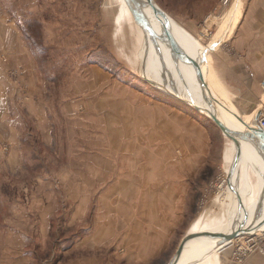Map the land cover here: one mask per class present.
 Returning <instances> with one entry per match:
<instances>
[{"label": "rangeland", "instance_id": "obj_1", "mask_svg": "<svg viewBox=\"0 0 264 264\" xmlns=\"http://www.w3.org/2000/svg\"><path fill=\"white\" fill-rule=\"evenodd\" d=\"M118 1L117 19L133 16L125 0H0V264H167L187 233L250 217L264 194L240 146L242 214L229 217L236 144L143 77L148 30L117 26ZM155 1L186 19L200 4ZM234 2L198 15V49Z\"/></svg>", "mask_w": 264, "mask_h": 264}, {"label": "crops", "instance_id": "obj_2", "mask_svg": "<svg viewBox=\"0 0 264 264\" xmlns=\"http://www.w3.org/2000/svg\"><path fill=\"white\" fill-rule=\"evenodd\" d=\"M121 1L127 6L125 4L127 1ZM199 2L200 4L196 7V10L188 12L189 19L181 15L182 12L176 13L178 18L159 6L195 36L199 37L200 28L198 24L200 22L198 21H201V19L198 15L200 13L206 15L207 11L216 9L217 7H214L217 4L220 5V0H199ZM117 3L114 14L110 11L113 14L115 24L121 27L123 22L128 21L127 28L129 30H135L136 28V34L141 40L140 31L137 29L138 24L133 14L131 16L128 12L121 20L117 19L121 7L119 1ZM235 3L237 4L234 6ZM234 4L230 5L225 15L223 14L212 36L206 37V43L202 44L200 50H205V54L200 61V70L209 88L205 90L207 100L216 109L239 124H243L246 121L253 122L257 112H264V86L261 84V81L264 80V0H235ZM17 6L20 7V3H17ZM233 9L235 13H233ZM230 10V15L233 14L223 21ZM17 22L13 19L20 40V27ZM211 22L208 25H213ZM197 79L200 84L199 76ZM211 99H215L216 102ZM250 134L253 135L252 132ZM230 146L231 151H233V143ZM233 180L236 181L235 183L240 190V169L234 174ZM226 194L229 197V217L240 216L242 213L235 195L230 189L229 193ZM260 203L261 192L251 212L252 215L258 210ZM208 221L216 224L222 223V220L216 216L209 218ZM12 224L8 225V229L13 232L12 234L15 230L19 232V224H16V228ZM1 227L2 224H0V229ZM17 237L20 236L17 235ZM7 243L9 244L8 241ZM11 244H15L14 239L11 240ZM227 248L229 247L225 246L220 249L214 248L199 252L192 261L187 262L188 259H186L183 264H238L231 258V251ZM263 261L264 256L256 252L241 264H262ZM13 264H20L19 259L17 258L15 263L13 260ZM36 264H41V262L37 259Z\"/></svg>", "mask_w": 264, "mask_h": 264}, {"label": "bare ground", "instance_id": "obj_3", "mask_svg": "<svg viewBox=\"0 0 264 264\" xmlns=\"http://www.w3.org/2000/svg\"><path fill=\"white\" fill-rule=\"evenodd\" d=\"M129 3L145 21L149 35V46L146 53V60L143 65L140 66L143 77L151 80L155 79L156 81L153 80L155 83L154 85L168 87L171 91L202 107V113L210 114L212 112L228 126L235 129L240 141V146L251 153L253 164L257 171L263 174L264 182V136L260 135V137L255 138L250 134L251 131H257L256 128L253 127L255 120L253 122L246 121L243 124H239L222 111L216 109L205 97L202 85L198 82V72L195 69L192 59H184L171 53L162 21L156 17L147 1L130 0ZM167 15L173 35L176 37L181 47L188 52L190 57H194L200 66V61L205 54V50L198 49L197 40L194 35L172 16L169 14ZM140 21L142 22L141 19ZM211 100L216 102L215 99ZM235 159L236 156L234 157L233 162ZM263 228L264 194H261L259 208L252 216L241 220L234 219L228 222L217 224L212 223L208 227L202 228L196 232L211 230L228 233L231 230H243L246 233L260 231ZM238 238H240V236L232 238L231 242L228 245H225L220 242V238L211 237L209 235L193 236L184 244L182 253L176 264H183L186 259L195 255V253L197 254L212 247L220 249L225 246L233 245Z\"/></svg>", "mask_w": 264, "mask_h": 264}, {"label": "water", "instance_id": "obj_4", "mask_svg": "<svg viewBox=\"0 0 264 264\" xmlns=\"http://www.w3.org/2000/svg\"><path fill=\"white\" fill-rule=\"evenodd\" d=\"M128 2H130V0H127ZM147 3L151 6L152 11L154 12V14L156 15V17H158L163 24L164 27V31H165V35L168 39L169 45H170V50L171 53L174 55H177L181 58H191L193 61V64L195 66L196 71L198 72V76L202 85V90L205 94V90L209 89L207 82L204 79V76L202 75V72L200 70V66L198 64V62H196L194 57H190V55L188 54V52L181 47L180 43L178 42V40L176 39V37L173 35L172 31H171V27H170V23H169V18L167 13L157 4V2L155 0H146ZM130 7L132 8L131 10L133 11V15L136 18V20L138 22H140V19L142 20L141 16L138 14V12L136 13V9L132 7L131 4H129ZM143 21V20H142ZM149 82L154 83L153 80L146 78ZM161 89L164 91H167L170 95H172L173 97H175L176 99H179L182 102H187L190 105H192L195 109L199 110L200 112H202V107L196 105L193 101H190L180 95H178L177 93L171 91L170 89H168V87L165 86H161ZM205 97L207 98V95H205ZM210 113V112H209ZM206 116H208L222 131L223 133L229 137L230 139H232L234 141V143L236 144V159L233 162V164H231L230 169L228 170L227 174H228V188L232 191H234V193L236 195H238V199L239 202L242 203V199L240 198L239 194H237V189L234 187V185L231 184V180H230V175L232 174V171L234 169L238 168V163L237 160L241 155V149H240V141L237 137V131L235 129H233L232 127L228 126L224 121H222L217 115H215L214 113H210V114H206ZM257 131L261 133V135L264 136V129L257 127ZM245 231H238V230H231L230 232L226 233V232H216V231H211V230H207V231H200V232H190L187 233L183 239L181 240V242L179 243L177 249L175 250L173 256L171 257V259L169 260V262L167 264H176V262L178 261L184 244L186 243V241L188 239H190L193 236L196 235H209L211 237H215V238H220L219 240H221L220 242H222V244L228 245L231 242V239L234 237H238L242 234H244Z\"/></svg>", "mask_w": 264, "mask_h": 264}, {"label": "built area", "instance_id": "obj_5", "mask_svg": "<svg viewBox=\"0 0 264 264\" xmlns=\"http://www.w3.org/2000/svg\"><path fill=\"white\" fill-rule=\"evenodd\" d=\"M264 84V81H263ZM255 126L264 129V113L260 112L255 117ZM236 248L233 251L240 261H243L248 255L260 252L264 256V228L256 232H246L238 238Z\"/></svg>", "mask_w": 264, "mask_h": 264}, {"label": "trees", "instance_id": "obj_6", "mask_svg": "<svg viewBox=\"0 0 264 264\" xmlns=\"http://www.w3.org/2000/svg\"><path fill=\"white\" fill-rule=\"evenodd\" d=\"M169 98L171 99V98H173L172 96H169ZM175 98V97H174ZM179 101V100H178ZM181 102V101H180Z\"/></svg>", "mask_w": 264, "mask_h": 264}]
</instances>
